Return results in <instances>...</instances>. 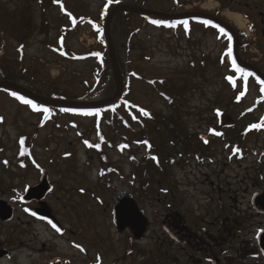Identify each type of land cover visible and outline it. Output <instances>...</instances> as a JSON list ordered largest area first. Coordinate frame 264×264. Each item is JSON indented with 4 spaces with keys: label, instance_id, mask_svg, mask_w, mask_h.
Returning <instances> with one entry per match:
<instances>
[{
    "label": "rangeland",
    "instance_id": "1",
    "mask_svg": "<svg viewBox=\"0 0 264 264\" xmlns=\"http://www.w3.org/2000/svg\"><path fill=\"white\" fill-rule=\"evenodd\" d=\"M110 1L0 0V68H11L5 70L21 80L43 81L82 95L99 65L98 57L82 55L104 48L93 26L78 18L99 24ZM125 1L118 5L214 15L239 33L244 61L264 71V0ZM127 18L133 45L130 63L148 80H129V111L121 104L117 113L52 108L44 113L0 90V200L13 207L12 219L0 220V250L8 252L0 264H210L200 259L198 249L172 243L163 223L174 213L185 218L182 222H198L190 229L201 237L197 244L217 255L215 220L218 203L226 205L227 189L224 186L219 199L216 173L224 168L226 176L232 169L225 162V142L230 140L231 149L237 150L240 160L232 176L245 179L240 181L243 188L249 185L246 179L261 173L264 130L251 127L264 121V93L257 80L234 77L230 42L205 22L160 27L139 16ZM62 36L60 47L57 39ZM227 77L235 79L234 84L227 83ZM166 84L172 86V105L163 98L169 91ZM236 93H242L240 100ZM247 110L251 113L243 112ZM123 121L136 131L126 130ZM142 124L153 141L150 145L139 138ZM116 133L130 136L131 147L120 150L119 137L113 147L106 146ZM200 135L207 136L206 145ZM103 151L107 161L100 156ZM216 160L224 166L217 167ZM42 170L53 188L44 201L59 231L30 213L39 207L34 200L20 202L25 189L39 183ZM123 191L150 221L141 241L128 231L117 232L112 223V206ZM199 216L200 221L195 218Z\"/></svg>",
    "mask_w": 264,
    "mask_h": 264
},
{
    "label": "trees",
    "instance_id": "2",
    "mask_svg": "<svg viewBox=\"0 0 264 264\" xmlns=\"http://www.w3.org/2000/svg\"><path fill=\"white\" fill-rule=\"evenodd\" d=\"M176 1V0H175ZM111 4L108 7V12L109 10H112V8H114V6L118 5L120 2L124 3L126 2L125 0H113L110 1ZM177 2V1H176ZM55 3V1H54ZM59 3V2H58ZM110 8V9H109ZM107 12V13H108ZM107 13L104 14V16L101 19V22L99 24H97V20L92 19V18H88V17H84L82 16V18H78V20L82 21V22H88L91 26H93L94 32L96 34V37L98 38L100 44L103 45L104 51L99 53L96 51H92L90 53H87L86 55H82V58L89 56V57H98V68L95 71V74L93 75V82L90 83V85H88L89 89L87 91H85V93H83L80 96H75L73 94H69L68 92H65L64 90H59L58 88L51 86V85H47L46 83L42 82H35L33 83L32 81H30L29 79H25V80H21L20 78H16V75L11 71V68H4L2 67V69L0 68V80H9V81H13L16 82L18 84H20L21 86L35 92L38 93L40 95L43 96H47V97H51V98H57V99H65V100H78V101H94V100H99V99H106L108 97H110L114 90H115V85H114V81H113V77L111 74V68H110V63L108 61V55H107V44H106V37H105V32H104V21L105 18L107 16ZM131 15H135V16H139L142 17L144 19H146L150 24H154L160 27H170L173 24L176 23H181L184 20H166L164 18H159V17H154V16H143V15H136V14H131L129 12H120L118 14L115 15V17L112 19L111 24H110V32H111V36H112V40L115 46V51H116V56H117V62H118V66L121 72V77L123 80V90L121 93V96L119 97V99H117L115 102H113L112 104L108 105V106H103V107H99V108H86V109H65V108H52L43 104H39V103H35L32 101V103L34 105H36L37 109L40 108L42 111L43 109H56V110H67V111H75V112H90V113H100L101 111L104 110H109L111 109L113 112L117 113V107L119 108V106L121 104L125 105L126 109L129 111L128 107H131V105L129 106V102L125 101V96L127 94V88H128V82L131 78L133 79H138L141 80L143 79L144 81H148L146 80V78L142 77L141 75H139L135 68L132 66V64L130 63V53H131V49L133 47L132 43H131V33L128 30V25H129V19L127 17L131 16ZM122 19V20H121ZM77 20V21H78ZM197 21H205L203 19H194ZM153 21H160L161 23H153ZM73 23H76L73 22ZM208 25L212 26V27H216L218 28V32L221 33H226L228 35V33L223 30V32L221 31L222 28L218 27L217 25L213 24L211 21H208ZM229 38H231L230 36H228ZM63 36L61 38L57 39V43L58 45L61 47L63 46ZM230 44L232 43L231 40H229ZM23 44V43H22ZM241 46H240V51H241ZM99 55H96V54ZM231 53V52H230ZM241 55V54H240ZM79 56V55H77ZM242 57V56H241ZM243 59V58H242ZM244 60V59H243ZM231 69L233 72H235L234 77L240 76L242 77L245 81H248L249 79L251 80H258V77L250 70L246 69V68H242L240 67L234 58H231ZM5 69H10V71L5 70ZM239 69V70H238ZM242 70V71H241ZM262 72L264 73V71L262 70ZM18 77H20V75H18ZM224 80L229 83L230 85L234 84V79L232 78L231 80L227 78H224ZM153 84V83H152ZM167 89L169 91H167L168 93H165L163 98L165 99V101L169 104L172 105L174 103V101L172 100L173 98L170 95V91H171V85L166 84ZM258 88H260V91L262 93H264V83H262L260 81ZM12 97H15L17 100H19L20 102L24 103L23 100L19 99L18 97H22L21 95L15 93V92H11V91H7ZM13 93H15V95H13ZM179 93V92H178ZM26 100H29L28 98L23 97ZM236 98L238 100H240L242 98V93L238 94L236 93ZM31 101V100H30ZM264 102V100H263ZM134 107V106H132ZM135 109H137L139 112H141L143 115L144 112L147 113L146 116L151 117L152 120H154L156 123H158V120H156L155 116H151V114L148 113L147 110L142 109L140 107L135 106ZM245 112V111H243ZM45 113V112H44ZM135 120L136 118L133 117ZM172 119V118H171ZM137 122V120H135ZM176 122V121H174ZM176 125L177 122H176ZM211 125V124H210ZM123 126L126 128V130L132 131L135 130L134 128L130 127V125H128L125 121H123ZM142 129L141 131H137L140 132L139 138L141 140V142H143L145 145H147L146 143H148L149 145L153 143V141L149 138L145 127L142 124ZM166 127H168V124L166 125ZM212 127V126H211ZM157 128H159V126H157ZM253 130H260V129H264V121H258L257 125H254L251 127ZM158 130V129H157ZM136 131V130H135ZM173 131L169 132L172 133ZM116 137H119L120 139H118V148L120 150H122L123 148H130V136L125 135V134H121V133H116L115 136H113L112 138L108 139L107 142H105L106 146L108 147H113L114 146V142L116 140ZM97 141L103 142L101 140V136L98 134L97 137ZM100 146V145H98ZM100 156L103 159H105L107 161V154L106 152H102L100 153ZM106 161H103L106 162ZM156 166H158L159 169H161V172L164 171L163 166H161L160 164H156ZM112 171V170H111ZM144 173L147 175H150L151 170H149L147 167L144 168ZM54 264H58V263H54Z\"/></svg>",
    "mask_w": 264,
    "mask_h": 264
},
{
    "label": "flooded vegetation",
    "instance_id": "3",
    "mask_svg": "<svg viewBox=\"0 0 264 264\" xmlns=\"http://www.w3.org/2000/svg\"><path fill=\"white\" fill-rule=\"evenodd\" d=\"M221 127L217 130L216 135L219 136ZM223 141L226 138L222 139ZM230 143V144H227ZM232 142H225L223 148L227 154L225 160L228 168L226 176H224V168L217 169V193L219 199L224 190L226 193V205L222 200L218 203L216 217V238L218 243L219 253L212 256L206 252L200 243L201 237L190 230L197 226L198 222L186 223L181 221L183 217L178 213L168 215L163 223L165 231L172 243L187 244L192 248L198 249L201 253V260L210 264H264V164H261V173L254 174L251 178L246 179L249 185L242 187L241 180L233 175L235 167L238 166L239 157L237 150H232ZM207 142H205V145ZM202 159V158H201ZM217 162V160H216ZM219 162V161H218ZM218 166H224L223 163H218ZM222 177H226L222 180ZM234 179V180H233ZM242 180L241 182H244ZM226 186V189L224 188ZM171 188V185L169 186ZM251 188V190H249ZM143 189V187L141 188ZM187 214V213H186ZM180 215L181 217L179 218ZM200 221L202 216L195 217ZM182 219V218H181ZM182 220H185L182 219ZM259 220V221H256ZM184 223V224H183ZM198 227H196V230ZM204 230L203 228H200ZM192 232V233H191ZM193 236L196 240L193 242ZM198 237V238H197ZM226 246V248H225ZM202 264V263H201Z\"/></svg>",
    "mask_w": 264,
    "mask_h": 264
},
{
    "label": "water",
    "instance_id": "4",
    "mask_svg": "<svg viewBox=\"0 0 264 264\" xmlns=\"http://www.w3.org/2000/svg\"><path fill=\"white\" fill-rule=\"evenodd\" d=\"M119 12H130L139 15H148L155 16L164 19H184L189 17H197L203 18L206 20H211L216 24L220 25L224 29H226L229 33H231L234 39V56L236 61L241 67L247 68L254 72L263 82L264 75L260 72L258 68L255 66L248 64L241 60L238 54V43L239 39L235 31L226 23L222 22L218 18L202 13V12H186L181 14H166L160 11H152L148 9H144L141 7H136L127 4H120L115 6L107 15L104 23V32L107 41V50L110 59V66L112 77L115 85V92L113 96L104 100H96V101H70V100H62V99H54L45 97L36 93L29 91L28 89L10 81H0V89H7L22 95L23 97L29 98L30 100L41 103L44 105L58 107V108H73V109H81V108H98L106 105L112 104L116 101L122 92L123 82L121 78L120 69L117 63V57L115 53L114 44L112 41V37L110 34V23L114 16ZM204 141L206 139L204 136H201ZM52 190V186L48 182V177L45 170H42L39 183L34 186L27 187L22 195L20 202L27 203L32 200L36 201L39 204V207L35 209H31L30 212L42 219H46L50 221L56 227H59V223L53 217L51 210L48 208L46 203L44 202V198L46 195ZM112 223L114 224L116 231L119 233L124 232L126 229L131 233L134 240H142L144 234L149 225L148 218L144 215L143 210H141L135 200L133 199L131 194L126 192H121L113 206H112ZM13 217V207L7 205L6 202L0 200V220L9 221ZM8 252L5 249L0 250V257L7 256Z\"/></svg>",
    "mask_w": 264,
    "mask_h": 264
},
{
    "label": "snow or ice",
    "instance_id": "5",
    "mask_svg": "<svg viewBox=\"0 0 264 264\" xmlns=\"http://www.w3.org/2000/svg\"><path fill=\"white\" fill-rule=\"evenodd\" d=\"M153 23H161L160 21H153ZM186 23V22H185ZM221 31L223 32V29H221ZM96 55H99L98 53L96 54ZM239 70V69H238ZM242 71V70H241ZM228 79L229 80H231L232 79V77H228ZM13 95H15V93H13ZM19 99H21V100H23V102L25 103V104H30V105H32V107L33 108H35L36 107V105H34L33 103H32V101H30V100H26V99H24L23 97H18ZM43 111L46 113L47 111H48V109H43ZM144 114L145 115H147V113L146 112H144ZM21 143H23V140H21ZM85 143H87V141H85ZM97 147H99L98 145H96ZM51 223V222H50ZM53 227H56L55 225H53ZM57 231H59V229L57 228Z\"/></svg>",
    "mask_w": 264,
    "mask_h": 264
}]
</instances>
